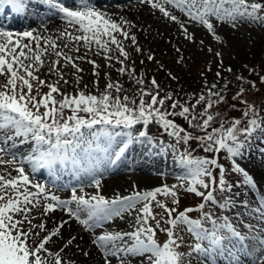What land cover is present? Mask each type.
Segmentation results:
<instances>
[{
	"label": "snow or ice",
	"instance_id": "6c2138e0",
	"mask_svg": "<svg viewBox=\"0 0 264 264\" xmlns=\"http://www.w3.org/2000/svg\"><path fill=\"white\" fill-rule=\"evenodd\" d=\"M139 4L176 25L174 36L156 35L171 45L177 65L188 59L181 40L213 56L215 72L209 61L198 92L181 95L158 81V72L179 78L141 43L151 25L97 0H0V14L38 20L28 30L0 25V264H78V256L94 259L92 249L97 264H264V185L240 162L264 144V107L247 98L257 81L225 66L222 52L196 37L202 31L223 45L224 26L233 33L264 28V0ZM53 19L63 25L55 33ZM225 73L237 81L231 99L240 117L221 111L232 83ZM258 80L264 84V75ZM133 151L170 156L176 181L151 188L133 182L126 193L104 194L103 173ZM42 171L47 182L36 179ZM65 174L76 186L62 183ZM63 190L66 197L57 194ZM182 196L197 202L184 206ZM73 223L91 248L72 234Z\"/></svg>",
	"mask_w": 264,
	"mask_h": 264
},
{
	"label": "rangeland",
	"instance_id": "374dc122",
	"mask_svg": "<svg viewBox=\"0 0 264 264\" xmlns=\"http://www.w3.org/2000/svg\"><path fill=\"white\" fill-rule=\"evenodd\" d=\"M73 1H75V0H73ZM69 4H72V3H69ZM5 18L6 19L0 20V25H3L4 28H6V26H8V22L11 20V13L6 12ZM167 27H169L170 29H174V30L176 29L175 24L167 25ZM12 28H14L15 30H21L22 27L12 26ZM228 29H229V31H231V33L228 31ZM229 33L233 36V32L230 28H228L227 26H224L221 28L219 34L222 35V37L225 41L223 43V45H217L215 42L212 41V38L210 36H208L206 33L202 32V31L196 32V37H197V40H199L201 38L205 39L206 43H211L214 48L221 51L223 54V60H224L225 66L231 65L233 67L235 73L241 74V75L245 76L247 79H250L248 77V75L251 72H249L244 67L245 65H247L249 67H255L256 71L258 69L264 68V28L249 27L247 25L240 28L239 31L235 32V33H237L238 36H240V42H241L240 44H235L231 40V37H230L231 35ZM141 43L144 45L145 48L152 47L157 53V59L162 60V62H164L167 65V67L179 78L178 83L176 81L166 80L165 73L164 72H158V73H156L158 81H160L164 85H167L169 90H175L178 93H180L181 95H184L185 93H187L188 95H191L192 93L198 92L201 89L202 78L200 77V72L206 68L209 61L213 62V73L215 72V61H214L213 56L208 54L206 52V50L204 52L199 51L195 45L187 44L183 40H181L180 43L182 46H185L184 55L186 57H188V59H187L186 63H184L182 65L176 64V62H175L176 54L174 51H172V52L164 51L158 47H154L153 44H150V43L145 42V41H141ZM253 49H254V51H253ZM253 53H255V54H253ZM137 64L139 65V60H137ZM84 67L87 69L90 66L85 64ZM154 67L155 66L153 64H150L146 61V69L154 70ZM140 70H145V66H140ZM151 74H152V72L149 71V75H151ZM225 75L228 76V79H230L232 81V83L229 86L230 89H234V87H237V81L235 80V77L233 75L227 74V73H225ZM208 78L211 81L214 78L213 74L210 73L208 75ZM126 83H128V82L125 80V84ZM102 86H103V83L101 84V87ZM261 107H264V103L261 105ZM152 131L155 132L156 130L152 129ZM165 139H169V138L165 137ZM262 151H264V144H262L261 147H259V148L253 147L251 149V155L252 156L250 155V157L247 159L251 160V158L253 157L254 154H259ZM146 159L149 160V161L148 160H146V161H148V163L150 164L152 169H154L153 170L154 172L146 171L145 173L144 172H142V173H144V175H146V174L151 175V177H152V175H156V171H158L157 172V178H156L155 182L152 183L151 185L158 186L162 180H166L169 184L174 183L176 181V174L169 172V170H170L169 165L172 163V159L170 156L167 158H163L164 163H162L161 158H153V157L149 156ZM247 159L245 161L244 160L240 161L242 163L243 167H245L244 163L247 162ZM220 162L225 164V166H228L229 162L226 158L225 153H221ZM156 165H160V170H158ZM126 170H129L130 171L129 173L131 175L138 173V170L128 169V168H124L122 170V172L126 171ZM162 172L165 174L164 176L160 175V173H162ZM158 173H159V175H158ZM13 175H15V173H13ZM229 179L232 181H235L237 179H241V177L237 174H231L229 176ZM37 180H39L41 182H46L45 178L38 176V175H37ZM88 182L89 181H85V185ZM62 183L70 185V186H76L75 182L74 183H68L64 177H63ZM150 186H147L145 188H149ZM49 187L51 188V185H49ZM93 190L94 189L88 190L86 188V191H89V192H91ZM102 191H104V188L102 189ZM57 194L61 195L62 197H66L68 195V190L57 191ZM106 195H110V192H108ZM187 199H189V201L191 200L192 203L197 202V198H195L194 196H182L181 197L182 205H186L188 203ZM116 224H118V225H114V226H118L121 228L127 227L126 224L122 225L119 221H117ZM160 239L161 240L165 239L163 234H160ZM114 264H115V261H114ZM133 264H135V261H133Z\"/></svg>",
	"mask_w": 264,
	"mask_h": 264
},
{
	"label": "bare ground",
	"instance_id": "6f19581e",
	"mask_svg": "<svg viewBox=\"0 0 264 264\" xmlns=\"http://www.w3.org/2000/svg\"><path fill=\"white\" fill-rule=\"evenodd\" d=\"M74 2L75 1L73 0H66V3L68 4L69 3L73 4ZM97 4L98 6L102 8H106L110 12H113V13L120 12L128 16L132 20L140 22L142 25H151L152 36L148 37V39H144V36L142 35L141 41H145L150 44H153L154 47H158L164 51H169V52L173 51L171 48V45H168L165 43V39H167L169 36H174L176 34L175 30L167 27V25L164 23L163 20H158L156 18V16L159 15L158 13H156V15L150 14L148 7L139 4V0H97ZM5 15H6V12L4 14H0V20L6 19ZM40 15L45 16L47 15V13H45L44 11H41ZM12 26L22 27L21 30H28L29 28H36L38 26V20L32 15H29L26 17H15L11 14V20L8 23V26H6V29L15 30L14 28H12ZM49 27L52 29V32L55 33L57 30V27H63V25L59 19H53L50 22ZM157 31L164 32L165 39H161L159 36H157L156 35ZM229 32L231 33V31ZM152 37H155V39L153 40ZM230 37H231V40L235 44L241 43L240 36H238L237 33H233V36L231 35ZM21 150L23 151L24 149H21ZM263 152L264 151H262L259 154H254L251 160L247 159V162L244 163L245 168L262 185H264V153ZM161 159H162V163H164L163 158ZM146 160L148 159H146L139 151H133V152H130L129 155L125 159H123L116 167L110 169L109 171L104 172L102 176L104 194H107L108 192H110V195H111L115 191L126 193L127 190H130L131 184L133 182L138 184L141 188H145L147 186H150L152 183H154L157 178L158 171H156V175H152V177L151 175H147V174L144 175L146 171L154 172L153 171L154 169H152V167L148 163L149 160L148 161ZM156 166L158 170H160V165H156ZM124 168L138 170V173L131 175L129 173L130 172L129 170L122 172ZM169 168H170L169 172L171 173L176 174L178 171L175 165L173 164V162L169 165ZM38 176L45 178L47 182L48 176L46 172L42 171L41 173L38 174ZM65 176L67 177L68 183H74V182L76 183V180L70 177L69 175L65 174ZM36 179H37V176H36ZM87 184L85 185V188H87L88 190H92L91 187H87ZM151 186L153 187V185ZM61 215L62 214L58 212L56 214V217L59 218ZM72 234L73 235H76V234L83 235L84 236L83 244L91 248V245L89 244V240H88V235L86 233L80 232L78 226L75 223H73V226H72ZM65 235L66 236L68 235L67 229L65 230ZM72 251H76V249H73ZM92 252H93L94 259L86 261L82 256H78L77 258L78 264H97L98 257H97L95 249H92ZM69 255H71V253H69Z\"/></svg>",
	"mask_w": 264,
	"mask_h": 264
},
{
	"label": "trees",
	"instance_id": "16d2710c",
	"mask_svg": "<svg viewBox=\"0 0 264 264\" xmlns=\"http://www.w3.org/2000/svg\"><path fill=\"white\" fill-rule=\"evenodd\" d=\"M259 75H264V68L263 69H258L256 71V75H253L252 73H250L248 75V77L250 78V80H256L257 81V88L252 89L251 92L248 94V99L250 101H255L257 106H261L264 103V84H260L259 80H258V76ZM125 87L127 88H131V84L130 83H126ZM237 90V87H234V89H231L230 92L227 93V97H228V102L224 105H221V111H223L224 115L226 117H240L241 116V111H240V105L237 101H233L231 99L232 95L235 93V91ZM232 103H236L237 104V108L236 109H232L229 105ZM181 123H184L183 121H180ZM223 153V152H222ZM188 203L186 205L189 204H194L191 202V200L189 201V199H187ZM184 205V206H186Z\"/></svg>",
	"mask_w": 264,
	"mask_h": 264
}]
</instances>
